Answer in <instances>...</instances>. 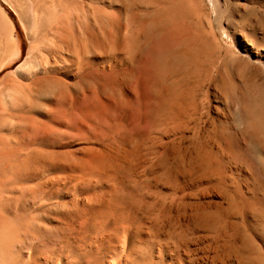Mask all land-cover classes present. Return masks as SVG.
<instances>
[{
	"label": "bare ground",
	"instance_id": "obj_1",
	"mask_svg": "<svg viewBox=\"0 0 264 264\" xmlns=\"http://www.w3.org/2000/svg\"><path fill=\"white\" fill-rule=\"evenodd\" d=\"M6 1L0 264H264V0Z\"/></svg>",
	"mask_w": 264,
	"mask_h": 264
},
{
	"label": "rangeland",
	"instance_id": "obj_2",
	"mask_svg": "<svg viewBox=\"0 0 264 264\" xmlns=\"http://www.w3.org/2000/svg\"><path fill=\"white\" fill-rule=\"evenodd\" d=\"M9 1H12V2H14L15 4L18 2L19 3V5L21 6V10L23 11L24 10V12L25 13H27L28 14V16H32L33 14H35L36 15V21H37V23H39V21H41V20H39L40 19V17H42V15H43V13H44V11H45V6H46V4L48 3V0H21V1H19V0H9ZM16 1V2H15ZM7 3H8V5H7ZM22 4H24L23 6H22ZM210 5V4H209ZM27 7V8H26ZM42 7V8H41ZM4 8V9H3ZM27 9V10H26ZM1 10H2V12H1ZM26 10V11H25ZM6 11V12H5ZM15 11V9L11 6V4L8 2V1H6V0H0V63H1V61H2V59L4 58V56H6V55H8V54H10V53H12V49H11V47H10V50L8 49V46H10V39H9V35H10V33H9V29H8V25H9V27H11V25H10V23H9V18H8V16L7 15H9L10 17H12L13 18V21L16 23V26H17V28L19 29L18 31L20 32H24L23 33V37L21 38V40L19 41V45H18V47H19V50L22 52V53H25V51H26V48H27V46H28V39H27V37H26V33H25V29L23 28L24 26H23V22L21 21V19L17 16L18 14L16 13V11ZM5 14V15H2V14ZM41 13V14H40ZM40 16V17H39ZM5 17V18H4ZM8 19V21H7V19ZM6 19V20H5ZM18 19H20V21L18 20ZM23 28V29H22ZM3 29V30H2ZM215 30H216V33H217V36H218V38H219V40L223 43V44H228V43H230V44H232L235 48H236V43L233 41V43H232V41L231 40H229L228 38H227V36H226V34L224 33V32H222L219 28H217V27H215ZM8 36H7V35ZM2 35H4V36H2ZM8 40H9V42H8ZM7 43V44H6ZM7 47V49H4V48H6ZM194 52H196L197 51V49H198V47H196V46H194ZM9 51V52H8ZM15 67V65H13V66H11V67H8V68H0V82H1V79L3 78V76L8 72V71H10L11 69H13ZM5 102V100L3 99H1L0 100V114L2 113V110H5L6 109V111L7 112H10V110H9V105H8V103L7 102H5V104H4V102ZM3 108V109H2ZM8 108V109H7ZM230 110V111H229ZM232 109H227V111H224V113L226 114V115H229V116H231L230 117V123L233 125V127L235 128V130H237V131H241V132H243V123H242V121L240 120V118H239V115H238V113H236L237 112V110H233L234 112H232L231 111ZM227 112V113H226ZM123 113H126V110H122V111H117V112H114L113 113V115L114 116H117V115H120V114H123ZM112 115V116H113ZM1 116V115H0ZM236 116V117H235ZM236 118V119H235ZM237 121V122H236ZM236 122V123H235ZM257 129L260 131V132H263L262 131V126H259V124H257ZM161 128V127H160ZM160 128H158L157 130H160L161 131V129ZM261 128V129H260ZM144 130V129H143ZM233 129H231L230 130V132H233L232 131ZM156 132H158V131H156ZM15 134V136H19V135H22V134H25V132H0V137L2 138V137H11V136H14V135H12V134ZM6 136H5V135ZM8 135V136H7ZM231 136V135H230ZM9 137V138H10ZM244 139V140H243ZM264 142V141H263ZM240 148L241 149H244V151L243 150H241L240 149V151L242 152L243 151V154L244 155H246V156H248L249 158H252L253 159V161H252V163H250V168H251V170L253 169V171H252V173H253V175H252V179H250L249 181H250V183H251V185H254V186H252V188H254V192H256L255 194L257 195V196H264V156L262 155V153H261V151H260V149H259V146H258V143L256 142V140L254 139V137H252L251 135H249V134H244L243 135V137H242V144L240 145ZM259 151V152H258ZM258 157V158H257ZM254 160H255V163H254ZM259 161V162H258ZM261 163V164H260ZM255 164V165H254ZM258 168H257V167ZM262 166V167H261ZM257 169V170H256ZM256 171H258V172H256ZM255 172H256V174H255ZM258 175V176H257ZM256 176V177H255ZM262 178V179H261ZM253 179H254V181H253ZM253 183V184H252ZM256 188V189H255ZM260 193H262V194H260ZM21 202H22V200L20 201V200H18L17 202H15L13 205H12V211L13 212H15V213H19V212H26V210H24L23 208L21 209ZM23 204V203H22ZM15 206H17L16 208H14ZM23 207V206H22ZM20 210V211H19ZM28 211V210H27ZM256 218V226L257 227H260L261 226V224H262V220L260 219V218H258L257 216L255 217ZM260 222V223H259ZM255 226V227H256ZM256 227V228H257Z\"/></svg>",
	"mask_w": 264,
	"mask_h": 264
}]
</instances>
